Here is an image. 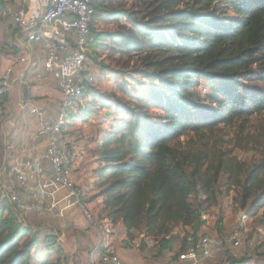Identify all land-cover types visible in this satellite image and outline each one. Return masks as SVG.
Here are the masks:
<instances>
[{
    "label": "trees",
    "instance_id": "obj_1",
    "mask_svg": "<svg viewBox=\"0 0 264 264\" xmlns=\"http://www.w3.org/2000/svg\"><path fill=\"white\" fill-rule=\"evenodd\" d=\"M118 2H99L97 14L117 29L97 31L93 23L88 46L139 59L142 68L133 69L146 83L130 77L144 91L129 90L120 73L117 85L129 100L92 87L89 100L69 117L85 120L97 107L115 112L97 153L102 217L120 221L130 238L142 226L164 247L175 226H190L196 234L201 208L216 203L225 174L233 202L252 218L264 210V133L262 158L249 165L230 157L217 133L236 123L241 130L264 114V88L246 84L255 79L256 65L264 80V0H132V8L113 6ZM202 81L209 88L205 96L196 91ZM8 208L0 209V264H60L49 258L53 239L42 257L34 250L37 232L22 241L33 228L20 224L10 208L3 217ZM241 261L228 256L225 264Z\"/></svg>",
    "mask_w": 264,
    "mask_h": 264
},
{
    "label": "built area",
    "instance_id": "obj_2",
    "mask_svg": "<svg viewBox=\"0 0 264 264\" xmlns=\"http://www.w3.org/2000/svg\"><path fill=\"white\" fill-rule=\"evenodd\" d=\"M100 1L21 0L11 14L13 27L25 32L29 42L47 44L44 71L55 79L60 101L57 114L49 120L36 108L31 109L40 125L37 134L45 137V152L31 157L20 168L19 164L11 166L7 177L0 179V209L9 207L18 216L32 213L65 218L67 210L77 208L93 228L103 235H110V220L99 219L92 214L84 201L82 188L73 181L72 166L76 151L61 137L70 114L80 110V99L88 96L95 84V78L87 72V46L90 26ZM26 61L25 56L19 58V62ZM11 75V68L0 75V114L3 111V96L10 88ZM236 217L240 222L247 218L241 210ZM257 231L261 232V227ZM227 242L226 238L217 235L188 233L178 253L173 254L176 257L174 263L200 264L214 260L224 253ZM229 243L240 247V236L236 233L230 235ZM258 252L264 253V248L258 249ZM86 264L125 263L117 253L104 251L95 261ZM241 264H256V260L248 256L242 258Z\"/></svg>",
    "mask_w": 264,
    "mask_h": 264
},
{
    "label": "rangeland",
    "instance_id": "obj_3",
    "mask_svg": "<svg viewBox=\"0 0 264 264\" xmlns=\"http://www.w3.org/2000/svg\"><path fill=\"white\" fill-rule=\"evenodd\" d=\"M0 5H2L3 8V0H0ZM113 6H118L120 8L133 7L132 0H119V2L113 4ZM101 14L102 13L98 12L96 17L100 16V19L98 20L95 18L94 20V29L97 31L116 30L117 24H115L113 21H109L107 15L104 16ZM96 49L99 50L101 48ZM87 62V72L92 74L95 78L94 87L100 91L104 90V93L107 95L116 94V96L122 100H129L127 97H124L122 93H120L118 85H116L118 81L113 79L115 76V72L113 71L115 70L121 74L123 73L120 79L128 83L130 86L128 88L129 90H132L131 86L134 88L137 87V85L131 83V74H133V76L137 77V79L141 80L143 83H146V80L142 78V75L138 76V74H136L135 70L133 69L135 66L137 68H142V64L136 57L127 56L112 50L101 51V53L97 52L94 54L92 48L89 47ZM111 71L113 73L109 76ZM261 72V69L258 68L257 65L254 66L253 77L255 79L247 80L246 84H248L251 88H264V80L259 77L262 75ZM203 89L205 90L203 91ZM208 89L207 83L202 81L201 85L196 91L202 96H205L208 94ZM137 91L143 92L144 89L137 87ZM86 98H81L78 104L84 105L85 102L89 100ZM105 112L106 108L97 107L95 113L89 115L85 120H77L73 122L68 119V122L65 124L61 132V137L72 146L73 144L80 141L83 145L93 144L95 146L94 143H98L99 139L102 138L103 129L106 127L105 125H107V127L110 126L111 117L107 118V121H105ZM110 112H112V110H110ZM149 112L151 113L153 110L149 109ZM75 113H77V110L74 111V114ZM244 124L245 125H242L241 130L239 128L240 124L238 123L230 128L220 126L218 130L221 131L217 133V136L223 143V150H230L228 153L230 157H236L246 165H249L250 163L258 162L262 158V150L260 145L261 140L259 139V135L264 133V114L253 117ZM183 139L184 138H181V140ZM225 183L226 175L222 174L220 176L219 183L216 186V203L214 205L206 204L201 208V220H203V222L201 225H199L196 234L204 233L217 235L226 238L228 242L225 245L223 254L219 255L214 260L203 261L200 264H225L228 256H234V258H236V256H239L238 258L252 256L256 260V264H264V253L258 252V249L264 248V210L260 209L254 216H252V218L247 217L244 222L238 221L236 216L239 211V205L237 204L238 202L234 203L232 199L235 195V191H227ZM93 194L94 193L91 192L88 194L85 191L84 201L89 204L88 207L92 214L101 219V203L99 202V199ZM202 200H204V197L199 195L198 201ZM198 201L195 202V205ZM245 208L247 209V205ZM10 211L11 210L9 208L6 209L3 211L2 216H9V214H11ZM78 215L81 221L79 220L75 223V225L72 224L67 227L69 228L68 234H70V236H72L71 232L76 230L86 231L90 229V227L87 226V221L83 218L80 212H78ZM50 218L51 216L47 214H19L17 220L20 222V224L33 228V230L22 234V241L29 239L35 232H37L36 241L34 243V250L37 256L42 257L47 254L46 251H44V248H47V243L51 242L49 241L50 239H53L54 246L52 247L54 251L53 253L49 254L51 261L58 259L59 263L62 264L63 255L69 252L74 256L75 264H86L88 262V255H90L94 244H88V246H85V244L82 243L83 240L76 235H73L71 240H65L62 242V246L56 244V236L53 231L54 229L60 230V223L56 222L55 220H49ZM258 227H261V232L257 231ZM112 229L113 231L110 234L112 235L110 236L112 241H110L111 243L109 245L110 247L114 246V248H104L98 252L112 251L117 253L125 264H129V262L133 259H140L141 264H175L174 261H176V257L173 254L178 253L182 246L184 237L188 233H192V228L190 226H175L171 238L163 242L165 246L161 247L162 245H160L158 239L145 236L142 226L133 232L131 238L126 236L123 228L113 227ZM234 233L239 235L241 238V246L238 248L233 247L229 243V237ZM57 247L58 249L56 250ZM65 263L66 262H64V264Z\"/></svg>",
    "mask_w": 264,
    "mask_h": 264
},
{
    "label": "crops",
    "instance_id": "obj_4",
    "mask_svg": "<svg viewBox=\"0 0 264 264\" xmlns=\"http://www.w3.org/2000/svg\"><path fill=\"white\" fill-rule=\"evenodd\" d=\"M20 4L21 0H3V8L0 9V75L8 68L12 69L10 88L3 96V111L0 114V179L7 177L11 166L19 164L18 167L20 168L21 164L29 161L31 157L45 152V137L37 134L40 125L37 122L36 114H33L31 109L36 108L45 119L49 120L57 114L60 101V91L55 79L44 71L47 44L29 42L27 34L12 25L11 14ZM88 48L89 46H87V55ZM90 48H92L93 53L106 51L98 50L95 47ZM22 56H25L26 62H19V58ZM113 72H115L113 79L119 82L120 80L116 79V76L120 73L117 70ZM113 72L111 71L109 76ZM108 111L110 112L106 109L104 117L105 121L111 117V124L115 112L112 110L110 115H107ZM105 126L102 136L109 128V126ZM100 141L101 138L98 143H94L95 146L93 144L83 145L81 141L73 144L76 157L72 166V179L82 188L84 194L85 191L88 194L89 192L94 193L93 195L101 203L102 196H99V178L96 172L99 164L97 153ZM87 205L89 204L87 203ZM78 212L77 208L70 209L63 219L54 218L50 215L49 220L60 223V230L54 229L53 231L56 236V244L62 246V242L71 240L73 235L79 236L85 246L94 244L87 259L88 262L95 261L99 254L104 252H98L99 250L114 248V246L110 247L109 245L112 241L110 239L112 235L101 234L87 222L90 229L86 231L76 230L71 232L72 236H70L67 227L72 224L75 225L80 220ZM111 225L112 228H122L120 221H116L114 224L111 222ZM64 262H66L65 264H75V258L68 252L62 257V264ZM129 264H141V261L140 259H133Z\"/></svg>",
    "mask_w": 264,
    "mask_h": 264
}]
</instances>
